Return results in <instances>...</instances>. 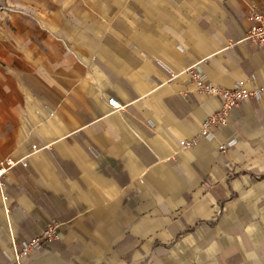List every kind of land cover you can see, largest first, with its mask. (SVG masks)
I'll return each instance as SVG.
<instances>
[{
	"label": "crops",
	"instance_id": "obj_1",
	"mask_svg": "<svg viewBox=\"0 0 264 264\" xmlns=\"http://www.w3.org/2000/svg\"><path fill=\"white\" fill-rule=\"evenodd\" d=\"M1 2L0 264L50 222L29 264H264V47L240 14L264 0ZM195 65L248 93L213 140Z\"/></svg>",
	"mask_w": 264,
	"mask_h": 264
},
{
	"label": "built area",
	"instance_id": "obj_2",
	"mask_svg": "<svg viewBox=\"0 0 264 264\" xmlns=\"http://www.w3.org/2000/svg\"><path fill=\"white\" fill-rule=\"evenodd\" d=\"M177 2V3H181ZM240 14L247 18L250 23V29L246 32L244 37L245 41L250 42L257 48L264 47V12L258 7H251V10L248 11L244 8L240 9ZM187 76L189 79L187 84H192L196 87L198 96H204L205 94L218 99L220 108L217 111H214L207 115L206 119L203 121L202 128L199 133V137L203 139L213 140L220 132L222 126L227 125L229 122V117L232 111L238 108L240 105H244L247 101L248 93L243 90L242 82H237L232 88H223L216 87L212 84L210 78L203 73L199 65L189 67L187 69ZM254 78H249L248 81L252 82ZM260 90H254L253 94L259 96ZM109 107L119 110L121 105L118 103L115 97H110L108 100ZM255 118L247 120L249 125L254 124ZM196 138L190 139V141H181L180 147H190L196 142ZM236 140L233 138L229 142L223 143L220 145L219 149L223 150L226 147H229L235 144ZM28 144V153H35L41 149L47 148L48 144L46 141L41 138L30 134L27 137ZM13 161H6L0 164V197L4 200L8 199V194L6 190L8 189L7 182L3 180L5 172L14 166ZM26 165V163L24 164ZM4 211L9 212L8 207L3 206ZM12 215H9V219L12 222L23 225H32V221L29 219L20 221H14ZM57 225L53 222H50L46 227L43 240L38 238H33L32 240H27L23 243L22 250L18 253L17 257L11 261V264H29L32 263L35 259H38L43 254V249L48 248L53 245L57 240L56 236ZM66 241V240H65ZM64 241V242H65Z\"/></svg>",
	"mask_w": 264,
	"mask_h": 264
},
{
	"label": "rangeland",
	"instance_id": "obj_3",
	"mask_svg": "<svg viewBox=\"0 0 264 264\" xmlns=\"http://www.w3.org/2000/svg\"><path fill=\"white\" fill-rule=\"evenodd\" d=\"M1 3H2V2H1V0H0V6H1Z\"/></svg>",
	"mask_w": 264,
	"mask_h": 264
}]
</instances>
